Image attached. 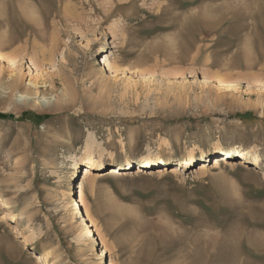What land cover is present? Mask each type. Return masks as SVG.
Returning <instances> with one entry per match:
<instances>
[{
    "label": "rangeland",
    "instance_id": "obj_1",
    "mask_svg": "<svg viewBox=\"0 0 264 264\" xmlns=\"http://www.w3.org/2000/svg\"><path fill=\"white\" fill-rule=\"evenodd\" d=\"M0 51V264H264V0H0Z\"/></svg>",
    "mask_w": 264,
    "mask_h": 264
},
{
    "label": "bare ground",
    "instance_id": "obj_2",
    "mask_svg": "<svg viewBox=\"0 0 264 264\" xmlns=\"http://www.w3.org/2000/svg\"><path fill=\"white\" fill-rule=\"evenodd\" d=\"M13 39V38H12ZM15 39V38H14ZM6 40V39H5ZM8 40V39H7ZM7 40L5 42H7ZM10 40V39H9ZM12 41V40H11ZM11 41H8V42H11ZM4 42V43H5ZM14 42V41H12ZM40 42V41H39ZM40 46V45H38ZM22 51V50H21ZM26 53V52H24ZM7 56V55H6ZM5 56L4 53H2L0 51V60L1 61H7L8 58ZM8 62V61H7ZM233 63V62H232ZM116 69H118V66L116 65ZM14 78V77H13ZM12 80V79H11ZM14 80V79H13ZM17 85L16 83V80H14L10 86L11 88L15 87ZM24 96V95H23ZM22 98H26V99H30V97H28V94L26 96H24ZM21 98V97H19ZM218 146L220 147V151L217 153V155L214 156V158L212 159V167L214 168H219L223 162H229V155H230V152H232L234 149L236 148H243V146L241 144H237V143H234L232 141L228 142V143H220L218 142ZM260 148V147H259ZM263 149L264 151V146L261 148ZM242 150V149H241ZM257 151V150H256ZM238 152V151H237ZM245 154V153H244ZM226 155L228 157H226ZM194 156L195 154L193 152H191L190 154H188V157H183V158H178L177 161H179L178 164H190L192 161H194ZM40 157L42 158V161H43V164L45 165H49L52 161L56 160V156L53 152L51 151H46V153H43L42 155H40ZM206 157H204L205 159ZM87 159H89L88 162H86V165L83 166L82 170H83V178L85 179H88V182H90V184H93L95 182V180L100 177V176H103L104 175V170L102 169V166L104 165L105 162V159L103 157H94V156H91V155H88L87 156ZM161 157L159 156V154H155V155H150V157L146 160V161H150V162H155V160H160ZM207 159V158H206ZM264 159V156L262 155V153H258L256 152V155L254 157V163L258 164L260 163L262 160ZM263 162V161H262ZM64 163V162H63ZM62 163V164H63ZM117 163V162H116ZM72 164V163H71ZM115 164V163H114ZM166 164H169L167 161L166 163L163 165V166H160L158 167V170L160 173H165V172H177V171H180L181 169H179V165L175 164V165H171V166H168ZM33 165V164H32ZM31 165V166H32ZM35 166V165H34ZM76 167V163H74L73 165H71V167ZM120 166V165H119ZM199 166L198 170L200 172H206L210 166V163L207 162V160H203L201 162H199V164L197 165ZM196 166V167H197ZM32 168V167H31ZM183 171H188V170H183ZM109 173H115V174H121L123 172H127V171H121L119 169L118 166H112L109 171ZM150 172L147 168H144L142 166H139L138 167V173H148ZM38 175L35 174V169H33V173L31 174V178L32 179H35ZM86 181V180H85ZM87 225V224H86ZM30 233L29 235H36L37 232H35V230L33 229H30L29 230ZM88 228L86 226H79L77 229H76V232L74 234V237H73V241L75 244L78 245L79 247V250L81 251H85L87 250V247H88V239H87V236H88ZM244 240V239H243ZM247 238H246V242H247ZM250 241V240H249ZM257 243V242H256ZM252 245V244H251ZM247 246L246 245V249H247ZM253 246V245H252ZM254 248V246H253ZM245 249V248H244ZM249 249V248H248ZM247 249V250H248ZM200 253V252H199ZM204 253V252H203ZM257 253V251H256ZM259 253V252H258ZM261 253V252H260ZM201 255V253L199 254V256ZM205 255H207L205 253ZM204 255V257H206ZM101 254L98 250H95V255L92 256L91 258L93 260H96L98 258H100ZM198 256V254L196 255ZM195 256V258H196ZM203 257V255H201ZM234 256V255H233ZM194 258V257H193ZM192 258V259H193ZM206 259V258H205ZM220 259V258H219ZM207 260V259H206ZM208 261V260H207ZM217 261V260H216ZM138 262V261H137ZM234 262V261H233ZM135 264V263H134ZM211 264V263H210Z\"/></svg>",
    "mask_w": 264,
    "mask_h": 264
},
{
    "label": "trees",
    "instance_id": "obj_3",
    "mask_svg": "<svg viewBox=\"0 0 264 264\" xmlns=\"http://www.w3.org/2000/svg\"><path fill=\"white\" fill-rule=\"evenodd\" d=\"M1 115V114H0ZM6 117V116H5Z\"/></svg>",
    "mask_w": 264,
    "mask_h": 264
}]
</instances>
